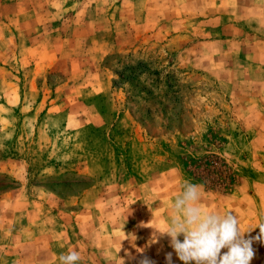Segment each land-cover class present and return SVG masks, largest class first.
I'll return each instance as SVG.
<instances>
[{
  "label": "rangeland",
  "instance_id": "obj_1",
  "mask_svg": "<svg viewBox=\"0 0 264 264\" xmlns=\"http://www.w3.org/2000/svg\"><path fill=\"white\" fill-rule=\"evenodd\" d=\"M14 1L23 0H4ZM21 3L41 11L33 34L41 43L35 61L17 62L10 43L0 62V264L19 253L22 264L38 230L41 245L50 233L70 234L55 247L59 255L77 250L81 260L76 247L90 234L91 264L104 263L101 241L124 242L110 264H137L141 244L156 264L168 252L183 264L170 238L151 236L165 229L185 180L203 186L206 211H231L242 231L264 218V41L258 29L240 31L244 16L213 17L209 0ZM226 36L234 41L225 44ZM213 38L221 40L216 51ZM9 81L18 87L14 100L2 95ZM211 155L217 168L207 186L196 164ZM24 219H32L28 228ZM101 219L131 220L141 233L119 241ZM139 219L158 224L145 229ZM99 231L111 239L99 241ZM253 248L250 264H264V245Z\"/></svg>",
  "mask_w": 264,
  "mask_h": 264
},
{
  "label": "crops",
  "instance_id": "obj_2",
  "mask_svg": "<svg viewBox=\"0 0 264 264\" xmlns=\"http://www.w3.org/2000/svg\"><path fill=\"white\" fill-rule=\"evenodd\" d=\"M232 1H237V0H209V6L210 4H213V17L215 15H224V14H232V12L241 14V17H245L244 22L241 23V29L240 31L245 32V30H251V29H258L259 33L262 35L260 36V40L264 41V0H241L242 2L237 3L236 9H231L229 8L232 6ZM21 2H26V0L19 1L17 4L15 1L13 2V6L6 5L4 0H0V62H5V58L8 55L7 49L9 47V44L12 43L14 45L13 48V56L17 62H20L21 60H31L35 61L36 57L39 58L37 51V46L39 43H41V40H36V37L33 35L37 31V27L39 26L38 24L42 23V19L39 18L40 10L39 9H34L29 6H26V4H22ZM229 2V4H228ZM235 4V3H234ZM215 5V6H214ZM208 6V5H207ZM208 8V7H207ZM210 9V7H209ZM233 10V11H232ZM232 24V23H231ZM229 22H226L224 24L225 28L230 27L231 25ZM244 26V30H243ZM247 33V32H245ZM225 39H222V41L227 42L231 41L233 42V37H224ZM220 39V37L218 38ZM217 38H213V51H216L219 49L221 45L219 44V41ZM39 42V43H38ZM226 44V43H225ZM35 50V51H34ZM228 51V49H227ZM38 52V51H37ZM33 53V54H32ZM36 53V54H35ZM261 65L264 66V60L260 62ZM246 65V63H245ZM264 70V68H263ZM33 84H29V88L27 91H24L25 93L27 92L29 96L33 94V91L31 88H33ZM18 89L17 85L13 82H7V85L5 89L2 92V95L5 97H12L13 100L15 99V96L17 92H15ZM221 207V206H220ZM223 208V207H221ZM82 211L80 212L79 216H83L82 218H86L87 211L89 213L88 209H81ZM222 212H226V209L223 208ZM90 219H82V224L84 222L89 221ZM137 220V219H136ZM158 219L156 221L154 219H139L140 225L142 224V221L145 223V229H148L149 225H153L154 223L157 225ZM162 222L166 219H159ZM32 221V219H24L23 223H20V227L28 228L29 227V222ZM41 222V221H40ZM78 222V221H77ZM80 223V222H78ZM128 222L127 219H101L99 221V227L102 225L106 227V225H112L111 229L109 230L110 233L114 234L116 239H119V241H124L126 238L133 239L135 238L134 236H139L141 232L136 229L135 231L133 229H130L127 226ZM133 225H136L135 222H133ZM35 229V228H32ZM130 229V230H129ZM130 231V232H129ZM20 232H23L21 230ZM39 230L37 231V233ZM114 232V233H113ZM35 234L31 236L33 240H31L32 244H30V251L26 254V257L24 258V261L22 264H51L55 258L59 256V248H56L57 244H54L55 240H58L59 238L63 239L65 238L66 241L73 239V237L65 233V237H59V235H55L54 233H50L51 235V243L47 244H42L38 243L39 240L38 238H42V234ZM53 234V235H52ZM136 236V237H137ZM111 236L109 235L108 231H106V234H103L101 231L97 233V238L98 240H107L111 239ZM126 237V238H125ZM152 237V236H151ZM91 235H81L80 240L83 242V248L79 249V247H76L79 251L82 253V260L81 264H91V261L89 259H86L84 257H87L85 253H89L90 247H84V242H90ZM115 239V240H116ZM149 238H147L148 240ZM163 239V237H162ZM148 243V242H147ZM123 243L121 245H118L117 243L115 246L112 247V244L110 243H105L101 241V244L98 242V254L101 255V259L99 258L100 262H104L105 264H110L112 261H114L111 256H115V251L114 249H121L123 250ZM168 244V243H164ZM118 245V246H116ZM121 246V248H120ZM114 248V249H112ZM149 248V245H144L141 244L139 247H137V252H139L141 249H143L142 253L140 254H145L146 256L148 255L147 249ZM134 249V247H133ZM44 252L45 257L49 258V261L47 262L46 260H43L40 258L38 259V253L39 252ZM227 249H222L221 252H226ZM123 252V251H122ZM47 253V254H46ZM84 255V256H83ZM19 256H12L8 258L7 264H17L16 261L19 260ZM103 263V264H104Z\"/></svg>",
  "mask_w": 264,
  "mask_h": 264
},
{
  "label": "clouds",
  "instance_id": "obj_3",
  "mask_svg": "<svg viewBox=\"0 0 264 264\" xmlns=\"http://www.w3.org/2000/svg\"><path fill=\"white\" fill-rule=\"evenodd\" d=\"M202 187L187 180L182 183L165 229L156 230L151 242L156 243L166 235L183 264H250L256 254L253 244L259 241L264 245V218L255 227L242 231L239 219L231 211H206L201 206ZM255 228H259L257 235H245ZM181 235L182 240L178 238ZM222 249L227 251L222 253ZM80 260V252L74 249L58 256L59 264H79ZM137 264H156V261L145 255ZM165 264H173L172 252L165 254Z\"/></svg>",
  "mask_w": 264,
  "mask_h": 264
},
{
  "label": "trees",
  "instance_id": "obj_4",
  "mask_svg": "<svg viewBox=\"0 0 264 264\" xmlns=\"http://www.w3.org/2000/svg\"><path fill=\"white\" fill-rule=\"evenodd\" d=\"M204 160H203L204 162H202L201 165L198 163V164H196V166L203 167L202 170L205 172V178L199 177V179L203 182V184L208 186L209 184L210 185L213 184L212 172H213V168H217V165H216L217 162L213 159V155H211V157L205 158ZM211 186H213V185H211Z\"/></svg>",
  "mask_w": 264,
  "mask_h": 264
}]
</instances>
